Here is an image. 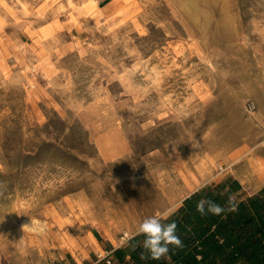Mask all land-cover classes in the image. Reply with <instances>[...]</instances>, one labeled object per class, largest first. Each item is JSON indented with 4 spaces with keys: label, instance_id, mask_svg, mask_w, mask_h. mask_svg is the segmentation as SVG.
I'll return each instance as SVG.
<instances>
[{
    "label": "rangeland",
    "instance_id": "374dc122",
    "mask_svg": "<svg viewBox=\"0 0 264 264\" xmlns=\"http://www.w3.org/2000/svg\"><path fill=\"white\" fill-rule=\"evenodd\" d=\"M249 158L264 171V0H0V264H105L194 191H258Z\"/></svg>",
    "mask_w": 264,
    "mask_h": 264
},
{
    "label": "trees",
    "instance_id": "16d2710c",
    "mask_svg": "<svg viewBox=\"0 0 264 264\" xmlns=\"http://www.w3.org/2000/svg\"><path fill=\"white\" fill-rule=\"evenodd\" d=\"M230 195L235 196V211L219 216L196 211L201 199L227 208ZM172 222L183 247L169 245V258H148L142 234L128 239L113 256L120 263L128 257L131 264H264V186L248 194L237 180H228L194 191L162 223Z\"/></svg>",
    "mask_w": 264,
    "mask_h": 264
},
{
    "label": "clouds",
    "instance_id": "9594fccd",
    "mask_svg": "<svg viewBox=\"0 0 264 264\" xmlns=\"http://www.w3.org/2000/svg\"><path fill=\"white\" fill-rule=\"evenodd\" d=\"M235 196L230 195L227 202V208L222 207L216 202L208 199H201L196 204V211L205 216L208 214L219 216L226 211H235ZM171 215V210H167L163 213H157L156 215L149 216L141 223L137 228V234L144 236L142 247L148 253V258L152 260H160L161 258H169V245L176 248L183 247L182 241L176 234L177 224L162 223V219H167ZM23 228H28L32 232L37 234H43L46 225L35 219H31L30 224L24 225ZM131 237L125 233V239L121 241L122 245L126 244ZM142 259L146 258L143 254Z\"/></svg>",
    "mask_w": 264,
    "mask_h": 264
},
{
    "label": "bare ground",
    "instance_id": "6f19581e",
    "mask_svg": "<svg viewBox=\"0 0 264 264\" xmlns=\"http://www.w3.org/2000/svg\"><path fill=\"white\" fill-rule=\"evenodd\" d=\"M39 62V61H38ZM44 67V66H43ZM46 69H48V68H46ZM48 70H50V69H48ZM46 72H47V70H46ZM231 148V147H230ZM260 153V152H259ZM252 158V157H251ZM250 159V158H249ZM248 161V160H247ZM262 162V161H261ZM261 162H260V164H261ZM262 164H264V163H262ZM196 165V164H195ZM245 166V165H244ZM220 167V166H219ZM261 166L259 165V162H256V160H252V159H250L249 161H248V164H247V166L246 167H244V169H242V167H241V169L242 170H240L241 172H242V174L243 175H245V174H247V175H253V173L255 172V174H256V176L257 175H261V176H264V171H262L261 170ZM221 169V168H220ZM237 173V172H236ZM190 178H191V171H190V169L187 167V166H180V168L179 169H175V171H174V173H171L170 174V176H169V178H168V185H169V187H170V189H171V191H177V190H179V185L180 184H184V186H185V188H186V190H190L191 189V187H192V182L190 181ZM155 192V191H154ZM149 193H150V191H149ZM143 196H145V197H149V196H151V195H148V194H146V193H144V194H142ZM152 197V196H151ZM156 199H158V197H155L154 198V201H155V203L154 204H152V203H148L147 205H145V206H147L149 209L150 208H154V207H156L157 205H159L160 204V200H157L156 201ZM133 209V208H132ZM147 210V209H146ZM122 214V213H121ZM148 214V213H147ZM137 215V214H136ZM122 216V215H121ZM117 218H119V217H117ZM123 218V217H122ZM138 218V217H137ZM35 220H39V219H35ZM39 221H41V222H43L45 225H46V223L44 222V221H42V220H39ZM30 222H31V219H29V218H25L24 220H22V222H21V227H22V229L23 230H25L29 235H38V236H43V235H45L46 234V232H47V225H46V229H45V231H44V233L43 234H37V233H34V232H32L30 229H28V228H23V226L24 225H27V224H30Z\"/></svg>",
    "mask_w": 264,
    "mask_h": 264
},
{
    "label": "built area",
    "instance_id": "2783aa9c",
    "mask_svg": "<svg viewBox=\"0 0 264 264\" xmlns=\"http://www.w3.org/2000/svg\"><path fill=\"white\" fill-rule=\"evenodd\" d=\"M125 239V234L120 238V240ZM97 259L99 261H104L105 264H113L114 258H113V250L110 251H102L97 254Z\"/></svg>",
    "mask_w": 264,
    "mask_h": 264
},
{
    "label": "crops",
    "instance_id": "0c3cea01",
    "mask_svg": "<svg viewBox=\"0 0 264 264\" xmlns=\"http://www.w3.org/2000/svg\"><path fill=\"white\" fill-rule=\"evenodd\" d=\"M42 221H44V220H42ZM90 239L93 240V241H98V240H97V237H96L95 234L92 233V232H90ZM124 262H129L128 257L125 258ZM124 262H123V263H124Z\"/></svg>",
    "mask_w": 264,
    "mask_h": 264
}]
</instances>
